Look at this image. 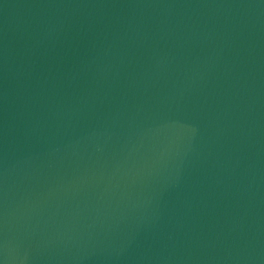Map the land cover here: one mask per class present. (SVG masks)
Segmentation results:
<instances>
[{
  "label": "water",
  "instance_id": "1",
  "mask_svg": "<svg viewBox=\"0 0 264 264\" xmlns=\"http://www.w3.org/2000/svg\"><path fill=\"white\" fill-rule=\"evenodd\" d=\"M0 264H264V0H0Z\"/></svg>",
  "mask_w": 264,
  "mask_h": 264
}]
</instances>
